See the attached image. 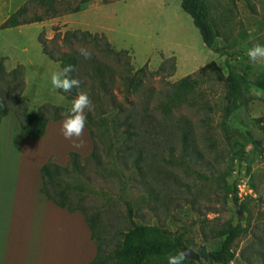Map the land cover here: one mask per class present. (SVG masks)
Here are the masks:
<instances>
[{
	"label": "rangeland",
	"instance_id": "obj_1",
	"mask_svg": "<svg viewBox=\"0 0 264 264\" xmlns=\"http://www.w3.org/2000/svg\"><path fill=\"white\" fill-rule=\"evenodd\" d=\"M81 1L58 0L59 15L42 21L39 29L25 25L0 30V60L5 71L10 72L18 64L23 66L21 99L27 113L36 114L45 104L63 108L71 105L52 90L50 76L60 70V65L42 53L39 35L55 55L85 46L120 72L116 58L104 52L107 41L115 52H126L121 63L128 61L132 72L145 68L139 93L128 98L137 107H148L156 121L166 122V128L160 130V124L154 122L151 137L140 141L145 147L143 160L129 168L118 157L121 137L116 138L106 127L94 129L99 136L94 142L99 148V166L88 159L93 146L86 127L80 147L61 135L63 119L48 121L42 138L29 141L21 134V123L15 116L17 105L8 98L11 110L1 119L0 136L8 143L18 135L26 147L23 154L18 149L9 155L0 154V180H17V184L24 185L25 194L38 196L40 168L48 163L66 167L69 154L76 153L85 165L84 176L70 174L53 182L52 187L56 192L63 191L73 206H82L88 215L97 217L96 225L102 228L106 243V264H117L111 259L115 246L124 233L137 226L151 228L154 236L180 239V250L187 254L184 264H210L189 254L202 247L207 252L217 249L221 239L212 235L238 222L241 212L232 199L235 182L243 177L254 195L239 200L244 207V230L233 243L236 257L230 264H264L260 253L264 252V128L255 122L264 117V91L241 84V94L234 101L237 108L224 118V110L231 104L226 99L227 64L246 68L252 79L264 73V66L253 65L247 56L252 44H264V0H204L208 18L217 30L218 53L204 45L191 17L181 9V0H92L85 9L114 2L119 5L77 18L71 10L84 6ZM0 6L7 16L22 6H27L29 16L42 14V9L30 0H0ZM84 21L95 26L81 27ZM77 31L98 34L97 42H83L80 34L76 39L66 35ZM186 76L198 81L196 88L188 95L187 103L164 118L156 110L162 94ZM115 89L117 102L125 103L121 82L115 83ZM0 90L7 91L4 84H0ZM110 104V97L102 98L105 110L111 109ZM178 119H184L192 128L200 150L194 157L183 154L179 133L168 128ZM60 210L66 216L62 219L61 243L90 246L93 260L96 247L84 214ZM169 255L149 257L144 264H167Z\"/></svg>",
	"mask_w": 264,
	"mask_h": 264
},
{
	"label": "trees",
	"instance_id": "obj_2",
	"mask_svg": "<svg viewBox=\"0 0 264 264\" xmlns=\"http://www.w3.org/2000/svg\"><path fill=\"white\" fill-rule=\"evenodd\" d=\"M92 0H82L84 6L76 7L71 10L73 13H78L85 9V5ZM42 9V14L28 15L27 6H22L10 14L2 23L0 30L17 28L20 26L41 23L48 18H55L59 15L57 10L58 0H30ZM181 9L187 13L195 28L198 30L204 45L214 52H219L216 47L217 30L208 18V8L204 0H181ZM80 34L85 39L91 42H97L98 34L88 32L67 33L72 38L76 39V35ZM100 38V37H99ZM103 37L101 36V39ZM64 39V38H63ZM67 40V38H65ZM38 43L41 46L42 53L54 63H59L60 69L68 65L74 67V72L70 73V77L79 79V75L83 76L82 84L79 89H73L71 93H63L57 90L58 94L63 96L72 105L73 99L80 91H86L90 95L95 110L92 113L86 112L89 137L92 141V152L89 160L96 165H101L99 148L97 143L94 144L98 134L94 129L101 127L108 128L115 134L116 138L122 139V144L118 148V157L122 163L128 166H137L143 160L145 147L140 144L147 141L151 137L152 128L155 126L156 119L154 114L145 105L137 107L136 104L129 100V96L139 93L145 68L132 72L127 62L121 63V56L126 55V52H115L107 43L104 52L106 55H113L118 62L120 72H115L112 67L92 55L91 59H83L78 51L67 52L64 54H53L46 48V41L40 35L37 37ZM124 57V56H123ZM125 58V57H124ZM126 59V58H125ZM227 76L225 82L229 87V92L226 99L230 101V105L224 110V118H227L236 108L235 99L241 94V84L245 87L253 86L264 91V73L258 78L252 79L246 68H239L227 64ZM163 67H160L162 70ZM218 73L221 72L218 70ZM23 66L18 64L10 72H6L2 61L0 60V84H4L7 91L0 90V121L10 112V107L7 103L8 98H12L17 105L15 116L20 120L21 134L29 141H38L45 133L48 121H59L64 119L65 114L70 107L63 108L45 104L41 106L36 114H29L25 109V104L22 102L21 93L23 91ZM240 82H237V80ZM88 83H85V82ZM119 81L123 86L125 103L117 102L115 83ZM198 81L192 76L182 78L176 84H171L170 90L162 94V99L159 101L156 110L161 113L164 118H168L174 109L179 108L182 104L189 101L188 95L196 88ZM111 98V109L105 110L101 106L102 98ZM158 122L160 130H165L166 122ZM256 123L262 124L264 128V117L255 119ZM168 125V124H167ZM169 126V125H168ZM173 132H178V138L181 143L183 154L187 156H196L200 150L195 143L194 134L191 126L184 120L178 119L175 123L168 127ZM106 130V131H107ZM130 163H128V160ZM76 173L84 176L85 165H82L79 160V155L76 153L69 154V160L66 167H61L54 163H48L40 168L41 187L40 194L47 200L53 202L56 206L68 209L70 212L80 211L84 214L86 223L90 230V236L96 247L94 259L89 264H106L108 256L105 255V238L102 228L96 225L97 217L87 214V210L82 206H73L72 202L68 201L63 194V191L56 192L52 187V183H58L62 177ZM233 204L239 208L241 215L238 222L234 226L226 229L218 230L212 236L220 238V243L217 249L208 252V262L210 264H230L235 260V252L233 251V243L240 237L244 230V207L239 204V200L235 195ZM129 213L131 211L129 210ZM152 229L145 226H137L132 230L124 233L123 240L119 242L114 250L111 259H116L117 264H144L149 257L163 256L165 254L175 255L182 247L180 239L174 241L154 236ZM264 255V252H260Z\"/></svg>",
	"mask_w": 264,
	"mask_h": 264
},
{
	"label": "crops",
	"instance_id": "obj_3",
	"mask_svg": "<svg viewBox=\"0 0 264 264\" xmlns=\"http://www.w3.org/2000/svg\"><path fill=\"white\" fill-rule=\"evenodd\" d=\"M117 5L119 3L114 2L94 10L90 5L87 9L75 13L74 16L78 18L79 15H85L91 11L101 13L105 7ZM3 10L4 8L0 6V13L4 14H0V23L7 16ZM39 24L31 25L39 29ZM86 25L95 26L90 21H84L81 27ZM168 43L171 44V42ZM168 43L164 46L167 47ZM25 49L26 47L23 48ZM18 143H21L18 135L13 136L8 143L4 142L0 136V154L9 155L15 149L23 154L26 146L23 143L19 146ZM2 166L8 167L7 164ZM17 183V180L12 179L0 180V264H89L92 261L90 246H66L61 243L62 219H66V216L62 215L61 208L41 194L38 196L25 194L24 185ZM13 190L14 193H11ZM67 220L70 221V218Z\"/></svg>",
	"mask_w": 264,
	"mask_h": 264
},
{
	"label": "clouds",
	"instance_id": "obj_4",
	"mask_svg": "<svg viewBox=\"0 0 264 264\" xmlns=\"http://www.w3.org/2000/svg\"><path fill=\"white\" fill-rule=\"evenodd\" d=\"M79 55L83 59L92 58V50L85 46H80L77 49ZM249 61L253 65L264 66V44L254 43L247 50ZM74 72V67L68 65L62 69L55 71L50 76V82L53 91H61L63 93H71L73 89H79L82 81L75 77H70V73ZM259 95V92H255ZM95 110V105L86 91H80L72 101L71 108L65 114L61 124V135L73 142V146L80 147L83 145V135L87 123L86 112L92 113ZM186 252L179 250L175 255L167 257V264H184Z\"/></svg>",
	"mask_w": 264,
	"mask_h": 264
},
{
	"label": "built area",
	"instance_id": "obj_5",
	"mask_svg": "<svg viewBox=\"0 0 264 264\" xmlns=\"http://www.w3.org/2000/svg\"><path fill=\"white\" fill-rule=\"evenodd\" d=\"M235 195L238 200L244 199L254 195V191L251 188L249 181L243 177L239 178L235 182Z\"/></svg>",
	"mask_w": 264,
	"mask_h": 264
},
{
	"label": "water",
	"instance_id": "obj_6",
	"mask_svg": "<svg viewBox=\"0 0 264 264\" xmlns=\"http://www.w3.org/2000/svg\"><path fill=\"white\" fill-rule=\"evenodd\" d=\"M189 257L196 258V259L199 258V257H202L204 260H208V252H207V250H206L205 247H202V248H200L198 250L197 253H191V254H189Z\"/></svg>",
	"mask_w": 264,
	"mask_h": 264
}]
</instances>
